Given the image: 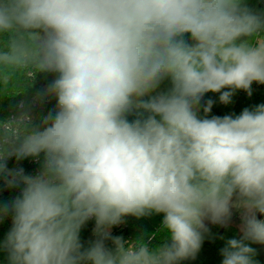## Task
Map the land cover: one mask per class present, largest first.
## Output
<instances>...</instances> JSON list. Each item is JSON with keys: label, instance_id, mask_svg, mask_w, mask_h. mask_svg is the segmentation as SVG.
Listing matches in <instances>:
<instances>
[{"label": "clouds", "instance_id": "1", "mask_svg": "<svg viewBox=\"0 0 264 264\" xmlns=\"http://www.w3.org/2000/svg\"><path fill=\"white\" fill-rule=\"evenodd\" d=\"M38 73L53 74L38 98L55 106L0 120V179L20 190L0 201L7 264H181L233 209L240 236L221 264H259L264 104L200 111L209 92L227 105L264 85V12L247 0H0V89ZM29 157H42L35 174L8 167ZM152 215L157 246L111 234Z\"/></svg>", "mask_w": 264, "mask_h": 264}, {"label": "trees", "instance_id": "2", "mask_svg": "<svg viewBox=\"0 0 264 264\" xmlns=\"http://www.w3.org/2000/svg\"><path fill=\"white\" fill-rule=\"evenodd\" d=\"M247 3L254 9L264 12L262 0H247ZM53 78V74L38 73L34 80H29L27 75H24L19 77L14 85L10 86L7 90L0 89V120L8 119L11 115L18 117L25 111H31L34 114H45L51 110L55 106V99L49 98L41 103L38 97ZM168 87H170V82L165 80L161 83L158 91H164ZM209 99L213 101V107L211 113L208 114L209 116H223L233 113L238 115L245 107L252 108L256 105L264 104V91H255L252 96H248L243 90H238L233 95L232 102L227 105L219 101L218 93L209 92L201 101V116L204 115L203 106L206 105ZM21 103H23V107H20ZM30 158L19 162L15 158L10 159L8 167H23L26 169V174H30L27 168ZM40 159L42 162V157ZM1 191L0 201H10L19 195L17 189H7L2 179H0ZM162 219V215H152L140 219L129 216L126 218L125 223L115 226V233L122 237H130L132 240L137 236H143L150 246H157L161 243L159 232ZM206 225L209 228V233L206 234L196 258L184 260L181 264H221L222 256L220 255V249L224 246L225 240L239 238L240 236L238 227L232 223H229L227 227L214 225L210 222H206ZM8 231L9 225L7 223L0 226V241H3ZM115 233H112V236H115ZM152 234H156V238H151V241H148ZM221 237L224 239H221ZM80 238L85 246H87L89 241L95 239L93 235V220L88 221L82 228ZM251 246L257 250L255 259L259 261V264H264V245L252 244ZM0 257L7 262L6 253L3 250H0Z\"/></svg>", "mask_w": 264, "mask_h": 264}, {"label": "built area", "instance_id": "3", "mask_svg": "<svg viewBox=\"0 0 264 264\" xmlns=\"http://www.w3.org/2000/svg\"><path fill=\"white\" fill-rule=\"evenodd\" d=\"M262 2L264 3V0H262ZM251 87H252V94L255 91H262V90L264 91V85L257 84L255 82L252 84ZM20 107H23V103L20 104ZM15 117H16L15 115H11L9 118H15ZM40 163H41V159L39 161L34 160L33 158H30L28 160V167L27 168H28L30 174H35L39 170ZM23 169L25 170V173H26V169L25 168H23ZM19 191L20 190L17 188V193H19ZM1 194H2V191L0 192V195ZM263 218H264V216H263ZM6 223L9 225V229H10V227H11V216L10 215L8 217H6L5 219H3V221H0V226L3 225V224H6ZM94 227H95V221L93 220V229H94ZM112 233H115V226L111 229V234ZM117 235L118 234H116L115 236H117ZM123 238L125 240H132L130 237H123ZM148 241H151V238ZM106 243L108 244L109 247L112 246L111 245V241H107ZM0 264H7V262L0 257Z\"/></svg>", "mask_w": 264, "mask_h": 264}, {"label": "rangeland", "instance_id": "4", "mask_svg": "<svg viewBox=\"0 0 264 264\" xmlns=\"http://www.w3.org/2000/svg\"><path fill=\"white\" fill-rule=\"evenodd\" d=\"M229 223L236 225L239 229L240 217H239V212L237 210L233 209V216Z\"/></svg>", "mask_w": 264, "mask_h": 264}, {"label": "water", "instance_id": "5", "mask_svg": "<svg viewBox=\"0 0 264 264\" xmlns=\"http://www.w3.org/2000/svg\"><path fill=\"white\" fill-rule=\"evenodd\" d=\"M258 218H263V216H260V215L258 214Z\"/></svg>", "mask_w": 264, "mask_h": 264}]
</instances>
